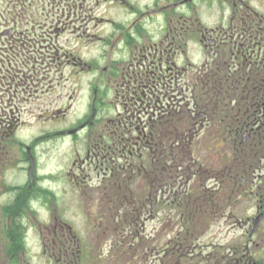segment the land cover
Wrapping results in <instances>:
<instances>
[{
    "label": "flooded vegetation",
    "instance_id": "af4514ba",
    "mask_svg": "<svg viewBox=\"0 0 264 264\" xmlns=\"http://www.w3.org/2000/svg\"><path fill=\"white\" fill-rule=\"evenodd\" d=\"M131 1L0 0V264H25L23 242L31 233L41 244L43 264H93L92 239L118 242L123 224L139 226V211L119 205L108 208L103 196L108 187L123 181L125 170L139 160L142 146L152 145L155 120L146 117L145 109L170 76L198 73L227 56L232 108L236 115H245L234 130L244 131L252 156H258L260 146L264 159V0H213L226 16L190 40L198 44L196 48L166 46L164 36L152 41L150 25L159 19L164 34L178 29L183 33L195 21L201 26L204 0H136L146 9L140 13L124 9L122 4ZM83 7L88 45L97 48L103 43L97 60L84 61L70 51V42L76 40L71 19H77ZM101 7L103 12L95 16ZM123 14L132 18L130 33L119 19ZM143 40L148 42L141 46ZM67 70L69 75L71 71L84 75L87 70L96 78L86 102L88 113L77 122L71 121L77 91L65 95L61 104L63 96L44 86L49 81L59 88L75 79L65 76ZM27 115L34 121L23 120ZM28 127H33L32 133L21 138V130ZM81 135L86 137L84 152L74 149L63 170L60 163L51 170L44 161L45 144L74 141ZM249 197L255 214L244 222V250L232 247L230 264H264V241L260 245L255 241L264 240V191L254 202L250 187ZM155 213L154 205L149 218ZM255 220L260 221L256 226ZM111 222L118 227L111 230ZM139 235V230L133 231L129 239Z\"/></svg>",
    "mask_w": 264,
    "mask_h": 264
},
{
    "label": "rangeland",
    "instance_id": "374dc122",
    "mask_svg": "<svg viewBox=\"0 0 264 264\" xmlns=\"http://www.w3.org/2000/svg\"><path fill=\"white\" fill-rule=\"evenodd\" d=\"M143 1L147 2L148 0ZM153 1L154 0H151L149 2L152 3ZM203 2L204 4L201 7L202 12L199 15V23H201V26H198V21H195V26L189 30L183 31V33L179 32L178 29L172 33L164 34L162 33V26L158 19V25H150V28L154 30V32L152 31L153 35H150L152 41L164 36L163 38L161 37V40L165 41L166 46L178 45L184 48H196L195 46L198 44L190 40H194L195 36L200 38V32L205 34V28L208 29L218 25L217 21L220 16H226L223 7L220 8L213 0H204ZM93 4H95V2ZM122 6L125 7L124 9L127 11L130 10L134 13L135 11L136 13H140L146 10L144 6L136 0L125 2ZM85 11L86 8L83 7L82 10L78 11V18L71 19V23L75 20L72 29L75 31L74 38H76V40L70 42V51L76 58H81L84 61H90L92 59L97 60L103 52V43H100V46L97 48H91V46L88 45L87 37L90 32L87 29L86 21L83 17ZM102 12L103 7L94 13V15L99 16ZM119 19L126 24L125 32L127 30L128 33H130L132 29H130L129 26L132 23L130 21L132 18L123 14L119 15ZM178 20L179 19H175L174 22ZM181 20L182 19L178 22ZM144 21L145 20L142 18V22ZM171 27L167 28L166 32H169ZM154 34L157 36L154 37ZM167 34L169 38L165 37ZM178 34H182V36ZM173 37L176 38V41L172 40ZM147 42L148 40H143L141 46H144ZM152 43L153 42H151L150 45ZM205 45L209 46L208 40L205 41ZM199 56L200 53H196L195 60H197ZM84 73V75H78L71 71L69 75L67 70L65 76L67 77L69 75L70 77L71 75H75V79L71 77L70 82L66 85L62 83L59 88L57 86L58 83H49V81H45L44 84L45 90H49L51 87L50 91L56 92V96H63L61 97V104L66 101L64 98L65 95L69 96L68 93H73L74 90L77 91L74 101V114L71 115L72 122H77L88 113L86 102L89 98L91 99L90 87L96 81V78L93 77L94 74L88 73L87 70ZM209 79L215 81L216 85L219 87L220 85L225 86L231 84L230 101L227 100L228 104L226 107L229 109L230 113L223 121H221L222 118L220 117V101L216 102V109L211 107V110H208L207 118H204V113L201 110L198 111L202 112V114L191 113L193 107L201 106V95L204 85L203 80ZM100 85L101 83L97 84L98 87H100ZM174 90H176L175 94L180 95V97L172 108L176 107L184 116V124L186 122L184 112H188L195 118L190 119V124L185 126L184 134H189L193 122H196V125L193 128V133H190L189 136H185L186 140L183 143L171 147L168 143L167 136L169 134L168 130L173 129L169 128L160 133L159 129H161V127H159V123L157 124L156 122L157 114L155 115V113H161V111H150L151 115L155 116V118H153L155 121L152 122L154 125V136L161 143L151 157L154 158L158 150L166 152L165 163L169 167L173 166L174 158H176V163H178L179 158H185L186 155L184 152H190L193 159L189 157L191 161L184 162L183 169L182 167L179 168L177 177L174 178L172 182L168 183L169 187L165 195L161 196L159 194L158 198L160 199V203L155 213L156 217L152 215L146 220L144 226L145 234L143 235L144 240L136 244L134 253L132 251L130 253H124L121 259L113 257L111 262L109 258L111 257L112 250L108 247L106 248V256H104L103 259L110 264H230L232 258L231 248H237L236 250L238 252L244 250L246 241L244 233L245 228H243L244 222L250 215L255 214V205L249 197L250 187L254 188V202H256V194L258 195L260 191H264V159L261 160L263 153L261 152L260 146L257 147L255 151L258 153V156H252L245 142L242 141L244 149L238 150L232 145L231 131L235 128L238 120L240 122L241 118L234 113L232 108L233 81L230 73V66L228 64V57L221 56L206 64L198 73H190L185 76L181 86L175 87ZM53 97L48 100L53 99ZM111 109L113 110V106ZM233 115L237 116L236 120ZM23 120L27 122L34 121V119L28 115L25 116ZM29 128L30 127L21 130V138H26L32 133L33 127L32 129ZM225 128L227 132L224 133L223 130ZM179 133V136L183 135L181 129H179ZM187 138L189 139L187 140ZM85 142L86 137H84V135L76 137L74 141L68 139L48 142L45 144L44 161L50 166L51 170H55L59 166L57 163H60V170H63L64 167H66L65 163L71 157L74 149H76L79 154L84 152L83 145ZM145 159L146 156H144L142 160ZM198 162L203 164L200 166L202 171L206 172L204 173L206 181L204 179V181L198 182V179L194 175V171L189 170L191 164H198ZM165 163L163 162L164 165ZM223 166H225V168L227 167V171L231 175L229 179H224L218 171L215 172ZM232 177L235 179L234 187L231 183ZM259 183L261 184L259 185ZM218 189L221 190V193L218 194L215 203L211 205L212 209L208 210V205L202 206L206 211L208 210L211 218L208 220L206 227L201 229V231H195L190 237H183V235H181L175 240L177 248L166 252L164 255L160 254V252L165 249H171L174 243H170V240L173 233L177 232V228L179 229L177 214L180 213H174L171 210L172 207L170 202L172 200L179 202L180 199H186L189 198V196L195 198V192L198 193L196 197L200 196L204 199L209 197L208 194H215ZM179 193L181 195L184 193V195L181 196ZM205 195L207 196L205 197ZM169 196H172V198L169 199ZM173 206L175 207V204ZM203 213L207 214V212ZM81 218H83V213L77 217V221L79 222ZM187 238L190 239L192 244L187 241ZM258 238H260V236ZM255 241L260 245L264 240L260 238V240L255 239ZM91 244L93 249V264H95L96 259L102 255V249L105 247V244H103V247L101 246L102 249H98V245L93 239L91 240ZM111 244L113 245V243ZM23 246L26 251L27 262L25 264H43V261L40 259L43 250L34 233H31V236L23 242ZM241 255L243 254L241 253L240 256ZM257 258L260 260L261 256L257 255Z\"/></svg>",
    "mask_w": 264,
    "mask_h": 264
},
{
    "label": "trees",
    "instance_id": "16d2710c",
    "mask_svg": "<svg viewBox=\"0 0 264 264\" xmlns=\"http://www.w3.org/2000/svg\"><path fill=\"white\" fill-rule=\"evenodd\" d=\"M209 80H203V91L201 95V109L204 112V118H207L208 110H211V107L213 109H216L217 101H220L219 106L221 107V115L222 118L221 121L224 120L225 117L229 116V109H227L228 101H230V89L231 84L227 85H220L217 86L215 81ZM218 96V98H217ZM228 100V101H227ZM185 115V114H184ZM234 116V115H233ZM232 116V118H233ZM186 122L184 124L183 120L185 119L183 115H175L170 118L162 120L158 126L161 127L159 129V132L162 133L163 131L168 130V143L171 147L176 146V144L180 145L181 141L185 139V126L190 124L191 118L188 115H185ZM244 115H240V118L243 122ZM235 119V116H234ZM179 129H181L183 135L179 136ZM223 132H227L226 128L223 130ZM242 137V133H236V130L233 129L231 131V137H232V145L233 147L239 149H244L243 144L241 142L240 137ZM159 137V136H158ZM153 143V148L150 152L146 153V159L142 160V166L141 168L133 175L132 180L130 183H125V186H122L121 188H108L103 196V203L108 206V208H114L116 205L124 206L125 208H135L137 211H142L145 209V206H148L150 203H152L151 197L154 194V191H159L162 187H164L168 180L173 181L174 178L177 177L179 168L184 167V162L191 161L189 160V157L192 158V154L190 152H184L186 157H181L178 159V163H176V158H174V163L172 167L167 166L165 163L166 161V152L158 150L155 153V157L152 158V154L154 151H156L159 146L160 142L155 138ZM181 151V150H179ZM151 158V160H150ZM193 159V158H192ZM196 159V158H194ZM165 163V165L163 164ZM202 163H195L191 164L189 166V170L194 171V175L198 179V182L204 181L206 173L205 171H202L201 166ZM215 171V170H214ZM219 172L221 176L224 177V179H229L231 176L228 171L227 167L223 166L219 170H216L215 172ZM219 178V176H218ZM194 179V178H193ZM206 181V179H205ZM231 183L233 187L235 186V179L232 177ZM224 185V182H223ZM127 186H130L131 188H128ZM137 188V189H136ZM221 193V190H216L215 194H211L202 199L200 196L196 197L198 194L195 192V198L192 196H189V198L186 199H180L178 205H176V211L180 214L178 216L180 217V223L182 225V235L183 237L192 236L195 231H201L204 227H206L207 222L210 218V214L208 210L212 209V204L215 203V200L218 196V194ZM184 195V193H182ZM181 195V196H182ZM204 205H208V210L206 211L204 209ZM184 211V213H183ZM203 212H207L203 213ZM205 214V215H204ZM142 216V215H141ZM140 216V217H141ZM200 227V228H199ZM200 229V230H199ZM187 241L190 242V239L187 238ZM191 243V242H190ZM192 244V243H191ZM190 244V245H191Z\"/></svg>",
    "mask_w": 264,
    "mask_h": 264
},
{
    "label": "water",
    "instance_id": "95a60500",
    "mask_svg": "<svg viewBox=\"0 0 264 264\" xmlns=\"http://www.w3.org/2000/svg\"><path fill=\"white\" fill-rule=\"evenodd\" d=\"M259 220L255 223L256 225L258 224Z\"/></svg>",
    "mask_w": 264,
    "mask_h": 264
}]
</instances>
